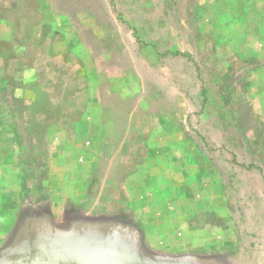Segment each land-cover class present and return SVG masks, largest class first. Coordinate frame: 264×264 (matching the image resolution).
Returning a JSON list of instances; mask_svg holds the SVG:
<instances>
[{
    "label": "rangeland",
    "instance_id": "rangeland-1",
    "mask_svg": "<svg viewBox=\"0 0 264 264\" xmlns=\"http://www.w3.org/2000/svg\"><path fill=\"white\" fill-rule=\"evenodd\" d=\"M0 264H264V0H0Z\"/></svg>",
    "mask_w": 264,
    "mask_h": 264
},
{
    "label": "crops",
    "instance_id": "crops-1",
    "mask_svg": "<svg viewBox=\"0 0 264 264\" xmlns=\"http://www.w3.org/2000/svg\"><path fill=\"white\" fill-rule=\"evenodd\" d=\"M7 20L6 19H3V22H6ZM7 22H9V21H7ZM36 30H37V27H34ZM16 30H17V28H16ZM26 41H32V43H34V37H30L29 39H25ZM29 53H30V48H29V51H28ZM61 53V52H60ZM31 54V53H30ZM4 55H7V53H4ZM68 69H69V67H68ZM72 70V69H71ZM28 71H33V70H31V68H28L26 71H25V73L26 72H28ZM24 75V74H23ZM23 75H18V80L20 81L21 80V78H23ZM54 92V90L53 91H51V94ZM51 94H50V97H51ZM54 94H56V93H54ZM59 96H57V99H56V101H54V96H52V99H51V102L52 103H59L60 102V100H59ZM88 98H87V101H86V103H88V104H90L89 102H88ZM85 109V107L83 108V110H82V112L81 113H85L86 112V109ZM65 110V109H64ZM108 114V113H107ZM82 117V116H81ZM74 124H76L77 122H73ZM85 123V131H86V125H87V123L86 122H84Z\"/></svg>",
    "mask_w": 264,
    "mask_h": 264
}]
</instances>
